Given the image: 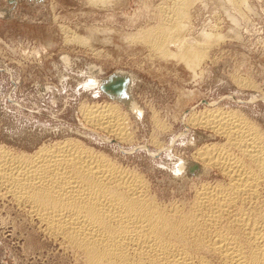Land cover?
<instances>
[{
    "label": "rangeland",
    "instance_id": "1",
    "mask_svg": "<svg viewBox=\"0 0 264 264\" xmlns=\"http://www.w3.org/2000/svg\"><path fill=\"white\" fill-rule=\"evenodd\" d=\"M172 2L19 0L13 7L0 0V146L34 154L45 145L80 140L143 175L151 193L169 206L188 207L202 182H226L217 169L201 180L187 174L196 151L226 143L189 119L216 109L235 112L264 133V0H197L188 8L183 2L180 24L189 27L180 37L218 36L194 70L175 45L166 48L173 53L168 59L146 43L151 28L165 19L162 6ZM75 34L87 44L75 42ZM116 71L130 73L135 83V107L117 102L128 113L125 143L88 125L81 111L116 102L97 87ZM182 161L193 179L184 183L177 176ZM0 195V264L84 263Z\"/></svg>",
    "mask_w": 264,
    "mask_h": 264
},
{
    "label": "bare ground",
    "instance_id": "2",
    "mask_svg": "<svg viewBox=\"0 0 264 264\" xmlns=\"http://www.w3.org/2000/svg\"><path fill=\"white\" fill-rule=\"evenodd\" d=\"M194 1L173 0L159 8L165 19L146 41L166 57L173 54L168 45H175L192 70L216 37L212 32L180 37L189 27L180 24L185 5ZM72 39L88 42L76 34ZM117 102L81 111L88 125L125 143L131 136L128 113ZM125 104L135 107L132 89ZM196 116L189 124L226 140L196 151L191 163H197L196 179L217 169L226 182H202L189 208L161 204L143 175L77 139L45 145L34 154L0 146V192L83 264H264V133L235 112L216 109ZM184 163L177 169L182 183L193 180Z\"/></svg>",
    "mask_w": 264,
    "mask_h": 264
},
{
    "label": "water",
    "instance_id": "3",
    "mask_svg": "<svg viewBox=\"0 0 264 264\" xmlns=\"http://www.w3.org/2000/svg\"><path fill=\"white\" fill-rule=\"evenodd\" d=\"M18 2V0H8V3L13 7H16ZM6 16H9V14L7 13ZM92 69V73H94V75H98L100 73L99 68L96 69V67H93ZM133 84L135 83H133L128 72L116 71L102 79L99 92L103 93L110 100L118 101L127 106L125 103L131 100V89L133 90ZM188 171L190 175L195 176L199 172L197 164L189 165Z\"/></svg>",
    "mask_w": 264,
    "mask_h": 264
}]
</instances>
